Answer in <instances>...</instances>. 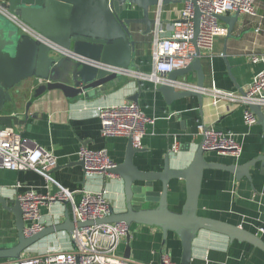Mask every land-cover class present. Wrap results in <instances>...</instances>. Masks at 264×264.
<instances>
[{
    "label": "crops",
    "instance_id": "0c3cea01",
    "mask_svg": "<svg viewBox=\"0 0 264 264\" xmlns=\"http://www.w3.org/2000/svg\"><path fill=\"white\" fill-rule=\"evenodd\" d=\"M255 1L257 18L239 15L232 38L225 41V36L218 37L210 53L200 54L206 91L202 108H199L194 97L175 101L168 107L152 83L125 80V77L118 85L108 88L105 96L91 101H85L82 97L67 99L59 91L46 92L34 99L32 92L40 83L27 80L11 91L12 100L0 114V129L21 134L30 143L57 157V167L48 173L51 189H55L57 184L70 191L104 190L108 203L116 210L121 205L118 179L85 174L84 169L75 164L78 162L76 152L81 145L92 151L105 149L115 164L123 161L127 139L103 138L99 132L97 112L99 108L127 102V98L137 92L138 84L141 92L137 105L146 117L154 120V124L147 127L141 138L143 153L134 157V163L139 169L160 170L166 154L171 157L175 155L172 159L178 156L177 162H171L172 167L185 168L202 140L197 131L199 125H211L218 131L234 135L242 148L237 160L214 153L207 155L208 160L223 164L247 162L264 152V135L260 127L255 125L249 128L244 125L240 106L232 107L226 103L213 106L209 93L212 87L233 92L238 91L237 86L244 91L259 69L258 65H252L249 60L251 54L264 57V0ZM182 7V2L171 0L152 8L150 16L154 17L156 23L150 34L143 35L145 27L141 25L129 28L136 42L135 63L139 73L148 74L152 71L150 44L156 36L155 30L162 31L159 37L167 38L170 25L178 20ZM140 16L139 10L128 14L131 18ZM258 20L261 21L262 31L256 34L254 27ZM224 47L226 60L223 58ZM187 80L195 84L194 74H188ZM28 102L31 104L26 115ZM262 112L264 114V108ZM173 146L176 147L175 151L172 150ZM185 146H190L188 153L178 152ZM250 174L251 182L246 179L236 181L231 174L222 171H204L199 198L200 211L206 216L242 226L259 234L264 240V176L255 170ZM45 185L44 178L34 171L10 172L0 169L2 198L17 199L19 194L31 188L38 193H45ZM184 199L183 183L172 184L170 209L180 210ZM65 209L64 204H55L49 211L43 208L41 215L44 223L51 225L53 221L62 222ZM131 232V259L142 263H159L161 254L167 253L173 264L179 263L181 247L174 234L168 235L162 247L161 235L156 229L136 226L131 228ZM15 241L13 216L0 210V247L11 246ZM59 243L63 247H71L66 234L55 233L29 251H41ZM124 246L125 240L120 247V254ZM204 257L210 264H264L262 251L244 243H229L225 237L209 232H200L194 240L191 264H201Z\"/></svg>",
    "mask_w": 264,
    "mask_h": 264
},
{
    "label": "water",
    "instance_id": "95a60500",
    "mask_svg": "<svg viewBox=\"0 0 264 264\" xmlns=\"http://www.w3.org/2000/svg\"><path fill=\"white\" fill-rule=\"evenodd\" d=\"M171 0H6L0 5L35 30L41 41L18 33L17 28L0 15V114L11 100V91L27 80L40 84L33 90L32 98L46 92L59 91L67 99L82 97L91 101L105 96L108 88L125 80L137 81L139 69L135 63L136 42L130 32L133 25L145 27L143 35L150 34L156 21L150 10ZM135 10L140 18L128 17ZM239 14L217 16L225 25V41L232 38V31ZM193 37L195 58L182 69L174 70L166 76V82L159 85L160 94L170 107L173 102L194 97L202 108L205 94L204 75L201 67L200 50L196 45L199 33L200 12L194 6ZM226 46V45H225ZM56 49L72 53V59ZM225 57V47L223 52ZM194 74L195 89L184 90L178 84L187 82V75ZM240 94H244L237 86ZM141 92L127 98L137 104ZM31 102L26 105V115ZM249 110L256 116V125L264 135V114L259 105H250ZM132 137L126 140L123 161L106 172L118 179L120 184L119 204L116 210L108 206V215L97 220L75 222L65 209L62 222L45 226L31 236L23 234L24 221L18 199L0 197V210L13 216V230L16 241L8 247H0L1 260H17L28 249L53 234H66L75 249L74 231L80 228L125 223L130 228L146 227L156 229L161 235L162 247L169 234H174L180 244L178 264H191L192 245L200 232H209L225 237L229 243H244L264 253V240L255 232L242 226L204 215L200 211L199 198L204 171L217 170L231 174L236 181L246 179L251 182V172L264 176V152L242 164H223L208 160L203 149L204 137L197 145L191 161L185 168H174L178 156L166 154L160 170L139 169L134 163L136 154L143 149L135 148ZM190 146L178 152L188 153ZM75 164L83 168V162ZM50 173V172H49ZM182 182L185 199L178 211L169 207L170 188ZM130 237L125 238L122 256L131 257Z\"/></svg>",
    "mask_w": 264,
    "mask_h": 264
},
{
    "label": "built area",
    "instance_id": "2783aa9c",
    "mask_svg": "<svg viewBox=\"0 0 264 264\" xmlns=\"http://www.w3.org/2000/svg\"><path fill=\"white\" fill-rule=\"evenodd\" d=\"M162 1V0H159ZM183 4L178 20L172 22L167 38L159 37L161 30H155V38L150 44V58L152 71L148 74L139 73L138 82H150L154 89L166 82V76L174 70L185 68L194 58L195 52L191 40L193 37L194 6L200 12L199 33L196 45L201 53H210L216 38L225 36L226 28L217 20V16H227L238 13L240 16L257 18L255 0H173ZM0 15L12 23L19 34L27 35L34 40L41 41L40 35L23 23L15 15L0 5ZM262 31L261 21L254 27L256 34ZM77 59L72 53L56 49ZM250 63L259 66L251 81L244 90L227 92L212 87L210 95L212 105L220 103L232 107H242V121L245 126L253 127L257 119L250 105H259L264 108V57L257 54L249 56ZM124 78L125 75L115 70ZM184 90H194L195 85L190 83L178 84ZM203 93L206 94L205 89ZM99 132L103 138L132 137L135 148H141V138L148 126L154 124L152 118L146 117L139 106L132 102H123L118 105L98 109ZM198 133L204 137L203 149L207 153L239 159L242 148L234 135L216 130L213 126L199 125ZM173 146L172 150L175 151ZM78 161L83 162L85 174L98 175L109 178L106 171L113 169L116 164L109 158L105 149L99 151L88 150L80 146L76 152ZM57 167V157L50 151L30 143L21 134L9 129H0V169L10 172L34 171L45 180V193H38L28 189L17 196L20 202L24 221L23 234L31 237L41 232L46 225L41 210L48 211L55 204H64L75 222L97 220L108 215L109 203L104 190L99 192L70 191L55 184L50 188L51 178L48 173ZM59 221L51 223L58 224ZM262 230V229H261ZM131 228L125 223H112L80 228L74 231L75 249L49 245L47 248L30 252L26 250L17 260H1L0 264H173L169 254L162 253L159 263H142L131 258L126 259L119 250L125 238L131 235ZM201 264H210L206 257Z\"/></svg>",
    "mask_w": 264,
    "mask_h": 264
},
{
    "label": "rangeland",
    "instance_id": "374dc122",
    "mask_svg": "<svg viewBox=\"0 0 264 264\" xmlns=\"http://www.w3.org/2000/svg\"><path fill=\"white\" fill-rule=\"evenodd\" d=\"M4 1H6V0H0V4L3 3Z\"/></svg>",
    "mask_w": 264,
    "mask_h": 264
}]
</instances>
